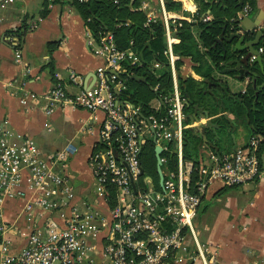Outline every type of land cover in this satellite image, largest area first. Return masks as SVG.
Instances as JSON below:
<instances>
[{
    "label": "built area",
    "instance_id": "obj_1",
    "mask_svg": "<svg viewBox=\"0 0 264 264\" xmlns=\"http://www.w3.org/2000/svg\"><path fill=\"white\" fill-rule=\"evenodd\" d=\"M160 2L163 15L150 9L149 0H141L139 9L146 12V25L164 22V55L171 65L172 85L166 92L156 84L158 94L148 107L123 97L126 76L135 74L129 67L143 62L133 41L122 49L111 31L95 38L87 29L103 60L92 87L70 92L59 78L38 96L25 87L26 81L19 82L24 105L43 99L39 106L48 115L71 106L102 110L105 118L88 159L93 189L86 198L73 184L67 147L46 156L33 137L16 133L8 119L0 122V264H211L216 256L218 248L200 241L195 228L202 199L217 181L233 187L262 177V138L253 135L246 145L229 152H209V165L204 161L196 166L186 158V98L176 73L180 56L173 49V32L181 23L166 10L164 0ZM251 11L249 4L243 5L236 17L240 25ZM42 20L41 16L32 20L29 29L38 28ZM8 41L16 61L22 62L18 36L9 35ZM255 58L252 55L251 60ZM70 79L79 83L74 70ZM15 83L10 81L8 87ZM147 133L155 147H162V184L160 177L155 181L143 169ZM196 172L198 179L193 181ZM20 202L18 222L9 220V205Z\"/></svg>",
    "mask_w": 264,
    "mask_h": 264
},
{
    "label": "crops",
    "instance_id": "obj_2",
    "mask_svg": "<svg viewBox=\"0 0 264 264\" xmlns=\"http://www.w3.org/2000/svg\"><path fill=\"white\" fill-rule=\"evenodd\" d=\"M149 1L150 9L163 15L160 0ZM179 1L183 3V10L171 11L173 13L171 15L193 22L195 20L193 15L198 12L199 8L197 1ZM164 5L169 12L165 0ZM40 16L43 20L38 28L30 30V22ZM212 19L213 14L210 9H207L202 14V20ZM20 28L24 33L20 46L22 62H17L14 47L9 43L8 36ZM241 28L240 33L246 36V41L254 39L258 31L264 30V0H256L255 9L252 8V11L242 18ZM236 41L230 44L232 52ZM261 47L264 48V35L261 36L257 46L258 49ZM245 55L246 52L234 53V57L224 62L225 68L235 67L236 64L229 63V61ZM248 62L254 63V60L250 58ZM102 64V58L95 53L94 43L89 41L85 21L72 6L71 0H0V122L8 119L9 126L16 133L33 137L46 156L67 147L69 173L73 184L74 180L80 181L79 186L76 187L75 184L74 186L81 198H86L93 189V178L88 167V159L94 149V144L99 139L105 113L102 110L89 111L68 106L58 108L52 115H48L39 106L43 105V99L39 102L30 99L27 105L20 102L22 94L18 92L19 82L26 81L25 87L28 90L42 96L60 78L70 92H75L80 87L90 88L95 84L96 70ZM162 67L161 61L153 62L154 69L159 70ZM27 68L28 74H25ZM70 70L77 73L78 84L71 81ZM229 72H238L237 76L241 77L238 70ZM176 73L177 76L203 79L194 70L191 59L183 63L180 69L176 68ZM10 81L16 82L14 86L8 87ZM240 81V84L244 83L242 90L245 91L250 79L246 77ZM186 105L185 103V107ZM193 110L185 111L186 124L188 130L192 129L202 139L198 148V159H200L197 165H200L205 161L204 152H208V155L209 152L217 154L222 152L215 141L219 137L217 129L207 124L203 113H199V121L192 122L187 119L188 114ZM215 117L210 115L213 122ZM202 124L205 125V131L201 127ZM234 125L237 127L238 123L235 122ZM230 129L234 133L233 124ZM14 141L17 142V140ZM247 143L244 139L238 140L234 137V143L230 149L233 150ZM186 158L196 165V162L188 155ZM260 158L262 177L254 182L241 185L237 192L228 195L225 204L220 205L216 211H213V214L207 217L210 225L206 227L201 225V209L205 211L208 209L206 206L202 208L203 201L205 199L213 201L230 186L217 181L210 185L202 199L195 219V228L200 241L211 243L218 248L211 264H264V151L260 154ZM170 164L172 166L175 162H170ZM167 165L164 164L163 167L166 169ZM21 206L22 202L11 203L7 209V218L18 222L17 214ZM196 264L203 263L198 261Z\"/></svg>",
    "mask_w": 264,
    "mask_h": 264
},
{
    "label": "trees",
    "instance_id": "obj_3",
    "mask_svg": "<svg viewBox=\"0 0 264 264\" xmlns=\"http://www.w3.org/2000/svg\"><path fill=\"white\" fill-rule=\"evenodd\" d=\"M196 1L199 8L198 12L193 15L195 20L189 22L185 19H178L181 25L177 26L173 32L175 41L173 49L180 56L176 61L177 69L191 59L194 70L203 78L197 80L192 76H178L180 90L189 104V106L186 105L185 110L192 111L198 104L208 110L210 115L216 116L214 122L219 123L223 116L219 117L218 114L223 111V108H227V103L235 108L240 107L251 130V136L258 135L262 138L259 149V154H262L264 151V70L257 63L244 62V77H238V72L222 73V69L226 66L224 62L234 57V53L230 49L231 43L217 42L224 29L225 36L228 37L241 28L236 17L243 6L239 4V0ZM165 3L170 14H173L171 11L183 10V3L179 0H165ZM71 4L84 19L86 28L91 30L95 38H98L102 31H111L122 49L129 48L133 41V50L139 55L143 64L129 67L136 75L126 76L127 89L122 92L126 100L148 107L149 102L158 94L155 90L156 84L162 85L166 92L170 90L172 74L170 63L164 55L167 47L165 25L161 20L149 25L145 24L146 12L139 9L141 0H119V3H114L112 0H87L85 2L72 0ZM244 4H250L255 9L256 0H244ZM207 9L211 10L213 19L203 21L202 14ZM12 34L18 36L21 45L24 34L22 28ZM156 60L163 64L159 70L153 68V62ZM219 74L226 77L232 75L238 80L249 77L250 81L245 91H234L230 83L225 78L219 77ZM123 75L125 77L126 74ZM140 77H145V80H140ZM190 131L194 139L192 142L185 131V155L189 157V144L192 143L199 148L202 142L198 133L192 129ZM145 153L152 155L153 166L157 171L153 140H148L144 145L141 156ZM195 162L197 166L198 162ZM142 164L145 172L146 165L143 160ZM192 177L193 181L197 180V172L193 173ZM153 179L157 180L155 177Z\"/></svg>",
    "mask_w": 264,
    "mask_h": 264
},
{
    "label": "rangeland",
    "instance_id": "obj_4",
    "mask_svg": "<svg viewBox=\"0 0 264 264\" xmlns=\"http://www.w3.org/2000/svg\"><path fill=\"white\" fill-rule=\"evenodd\" d=\"M218 76L221 77L222 79L225 78L230 83V86L232 90L234 91L242 90V88L244 87V83L240 84L241 81L233 77L232 75H229L226 77L225 75L219 74ZM225 114L227 115V117L225 116ZM218 116L219 117L223 116L221 120L219 121V123H216L219 125V127L217 128V135L219 137H217L215 141L219 147L220 152L224 153V152L231 151L230 148L234 143V137L235 138L237 137L238 140L244 139V141H247V142L250 140L251 130L249 129L247 125L246 118L244 117V112H242L240 107L235 108V107L230 106L229 103H227V108L226 107L223 108V111H221ZM232 122H234V124L235 122L238 123L237 127L235 125L234 133H232L230 129ZM186 133L190 141L192 142L194 140L193 134L190 131V129L189 130L187 129V124H186ZM147 140H153V137L149 135V133H147ZM188 149L190 151V158L198 162V160L200 159V158L198 159V156H199L198 148H196L192 143H190ZM203 156H204V160L206 164L209 165L211 163V159H210V156L208 155V152H204ZM141 158L144 164L146 165L145 175L146 174L152 175L153 177L158 179L159 175L153 166L154 162H153L152 155L150 153H147V154L145 153V154H142ZM74 184L77 187L80 185V181L74 180ZM239 187H241V185L235 186V187H229L224 193L214 198L213 201H210V199H205L203 201L202 208L206 206L208 207V209L206 211L201 209L200 214H201V219H202V223H201L202 227H206L210 225L207 217L213 214V211H216V209L220 205H224L228 195H232L234 192H237Z\"/></svg>",
    "mask_w": 264,
    "mask_h": 264
},
{
    "label": "water",
    "instance_id": "obj_5",
    "mask_svg": "<svg viewBox=\"0 0 264 264\" xmlns=\"http://www.w3.org/2000/svg\"><path fill=\"white\" fill-rule=\"evenodd\" d=\"M239 4L242 6L244 5V0H239ZM264 35V30L258 31L255 35L254 39L246 41V36L244 34H241L240 32H235L231 34L229 37L225 36V29L223 30L221 36L217 39V42L223 44L224 41H227L228 43L233 42L234 40H237L235 43V47L233 49L234 53H242L246 52L245 56H242V58H234L229 61V63L236 64L233 68H224L222 72L227 71H240L241 77L245 76V70L243 68L244 62H248L252 55H256V58L254 59V63L259 64L262 69H264V54L259 51L257 46L260 43L261 36ZM140 80H145V77H140ZM186 104L189 106L188 102ZM203 113L205 115V119L207 120V124L214 126L216 129L219 127L218 124H215L212 121V118H210V113L208 110L204 109V107L199 106L196 104L194 106V110L192 113L188 114L187 119H190V121H199V113ZM227 117V115L225 114ZM230 120V119H229ZM233 127L235 128L234 122H232ZM203 131H205V125H201ZM154 131V130H153ZM155 141V139H154ZM161 153H162V147L157 145L155 147V156L157 160V172L160 177V184L163 183V172H162V159H161Z\"/></svg>",
    "mask_w": 264,
    "mask_h": 264
}]
</instances>
